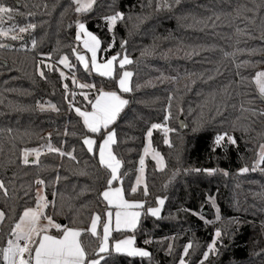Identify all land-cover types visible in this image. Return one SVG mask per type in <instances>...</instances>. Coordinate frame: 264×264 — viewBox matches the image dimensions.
Segmentation results:
<instances>
[{"label": "trees", "instance_id": "1", "mask_svg": "<svg viewBox=\"0 0 264 264\" xmlns=\"http://www.w3.org/2000/svg\"><path fill=\"white\" fill-rule=\"evenodd\" d=\"M5 4L18 11L6 25L36 27L19 33L22 39L0 38L7 45L0 48V180L8 188L7 195L0 192V210L6 213L0 247L6 246L23 211L35 207L38 188L55 201L46 213L57 222L65 219L69 227L87 229L92 214L105 213L99 193L107 170L83 145L85 135L95 134L70 107L73 98H66L64 84L75 93V107L86 110L99 90H118V84L77 61L72 49L78 46L81 20L101 40V56L121 53L133 61L125 66L133 73L132 91L125 93L129 103L110 126L116 132L113 152L123 161L126 198L146 201L145 208L157 206L158 197L165 199L159 218L142 210L134 232L114 235L133 234L151 256L111 252L101 264H179L182 257L187 264H200L217 229L222 233L217 251L204 264H264V171L252 170L264 145V103L251 80L264 68V0H96L85 14H77L71 0ZM115 12L124 18L110 32L103 18ZM113 38L114 46L104 51ZM65 55L74 65L69 74L95 85L88 100L72 77L60 76L66 68L58 61ZM49 64L57 70L50 71ZM121 71L117 65L116 73ZM49 102L59 111L41 108ZM169 111L166 123L174 131L165 136L162 129H153L151 137L166 166L160 170L148 158V195L144 186L132 194L146 133ZM223 133L236 143L226 139L216 146ZM48 143L65 152L75 149L76 160L46 151ZM25 148L39 149V162L24 164ZM244 167L249 171L242 173ZM37 179L45 185H37ZM81 239L89 252L97 248L98 240L87 232ZM189 243L193 247L184 256Z\"/></svg>", "mask_w": 264, "mask_h": 264}, {"label": "snow or ice", "instance_id": "2", "mask_svg": "<svg viewBox=\"0 0 264 264\" xmlns=\"http://www.w3.org/2000/svg\"><path fill=\"white\" fill-rule=\"evenodd\" d=\"M74 5V11L77 14H85L91 12L93 6L96 4V0H71ZM166 2V0H165ZM179 3V0H176ZM18 14V11L11 6L5 4V0H0V38H10L12 40L22 39L19 33H25L29 29H35V24H27L23 27H19L16 24H11L5 27L6 21H12L14 15ZM124 18V14L121 12H115L111 15L105 16L103 19L109 25V31L111 32L113 27L119 20ZM78 32L76 40L82 44L86 53H90L88 56L85 52H81L79 45L72 49L77 61H79L86 71L94 69L99 75L107 78L117 80L118 91H103L100 90L95 95L94 100H88L89 93L81 92L84 99L88 100L91 105V110H82L80 107H75L74 97L75 93H70L68 84H64V89L67 95L72 96V100L69 101L70 107L74 108L75 113L82 118L83 125L87 129L88 133L95 134L101 140L97 144V139L92 135H85L82 143L86 146L87 151L95 156H98L99 165L107 170V177L105 181V187L99 193L100 198L106 203V210L103 216L100 213H94L90 217L89 227L82 229L78 227H69L67 225H61L56 223L51 215L46 213V209L49 205L55 204V201H49L47 196L43 194L42 188H38L36 191V204L35 207L26 208L22 215L16 220L13 227L9 232L11 238L7 239L6 246L0 247V260L3 264H101V261L105 259L106 254H110L112 251L117 253L126 254L129 257H150L151 253L145 249L135 247V236H127L124 239L111 241L113 231H130L134 232L140 221L142 210L153 217H160L162 206L165 204L164 198H157L156 207L145 208L146 201L144 200H130L126 198L125 189L123 187V179L120 173V169L123 167V161L117 157L113 152L112 146L117 143L116 132L111 129L110 126L115 123L117 117L123 108L129 103L124 99L122 93L131 92L130 80L133 76L131 71H122L116 73L117 65L123 70L125 65L133 63L127 54L118 53L111 58L98 61V53L101 51V40L88 30L84 22H77ZM35 41H33V47H35ZM126 43V42H124ZM114 46L113 43L108 45L107 49L110 50ZM7 47V45L0 43V48ZM123 47V45H122ZM50 59V57H49ZM58 63L65 68H72L74 65L69 61L67 55L63 56ZM41 65L44 64L42 60ZM50 71L57 70L53 65H47ZM38 74L41 78H45L43 69L38 66ZM60 76L67 80L69 77L61 70ZM253 82L259 90L261 96H264V71L257 72L253 77ZM72 83L80 89H92L95 88L94 84L79 83L74 77ZM50 107L53 110L59 111L56 105L49 102ZM43 109V105H41ZM171 104L169 103V109ZM171 117V112L165 117V122ZM153 129H162L165 136L174 129H170L165 124H152L151 128L146 133L148 138V146L144 148V156L150 154L151 149V137ZM51 134H49V140ZM227 139L228 143L235 144V138L228 133H223L217 136L215 144L220 146L222 141ZM165 143L171 146V142L165 139ZM46 151L55 152L59 156H68L72 160H76L74 155L75 149L65 152L59 147H54L51 143L46 144ZM152 158L157 161V164L163 168V157L159 152L154 149L151 150ZM35 156V162H39L40 150L25 148L23 151V163L28 164L29 156ZM139 172L135 180L136 187H131L130 192L136 193L137 188L144 183V167L145 159L141 157L139 160ZM264 145L260 146L258 158L255 161L252 170L260 169L264 171ZM199 171V169H197ZM214 171V170H206ZM249 168L244 167L241 169L242 173L248 172ZM59 177H57V180ZM35 183L39 186H44L45 181L43 179H37ZM117 185V186H114ZM0 192L4 195L8 194V188L5 186L4 181L0 180ZM143 193L145 197L148 195L147 184L144 183ZM55 195V194H54ZM217 211H219L217 209ZM6 218V213L0 210V224H3ZM203 219V217H201ZM219 219V215H217ZM46 221V223H42ZM51 229H56L59 235L49 234ZM87 232L93 238L98 240L97 248L89 252L85 247L81 237ZM216 240L208 246V250L203 254V260L200 264H204L209 257L210 253H215L216 243L222 236L219 229L215 232ZM111 241V242H110ZM151 241H145L150 243ZM193 245L191 243L184 247L183 255L187 256L189 249ZM171 251V246L169 247ZM179 264H186L185 259L182 257Z\"/></svg>", "mask_w": 264, "mask_h": 264}, {"label": "rangeland", "instance_id": "3", "mask_svg": "<svg viewBox=\"0 0 264 264\" xmlns=\"http://www.w3.org/2000/svg\"><path fill=\"white\" fill-rule=\"evenodd\" d=\"M79 22H82L81 20H78ZM77 21V22H78ZM5 27H7L8 25H6V22H5V25H4ZM115 27V26H114ZM114 27H113V29H114ZM112 29V30H113ZM77 32H78V27H77ZM5 39H7V38H5ZM78 42V45H79V49L78 50H80L81 52H85L86 53V51H82L83 50V47H81L80 46V42L79 41H77ZM82 48V49H81ZM88 56H90V53H86ZM101 57V59H104V57L103 56H100ZM63 66V65H62ZM126 66V65H125ZM65 68V67H64ZM93 71H94V69H92ZM68 77H74L79 83H85V84H92L91 82H86V81H84V80H82L81 78H78V77H76V76H71V74H69L70 73V68H66L65 70L63 69L62 70ZM66 71H68V72H66ZM122 71H128V69H126V68H124ZM121 71V72H122ZM260 71H264V68H261L258 72H260ZM255 76V75H254ZM253 76V77H254ZM253 77L251 78V80H252V82H253ZM253 84H254V86H255V88H256V90H257V92H259V90H258V88L256 87V85H255V83L253 82ZM74 85V84H73ZM74 87L76 88V89H80L79 87H77L76 85H74ZM91 89H81V91L82 92H88V93H90L91 91H90ZM94 92L96 91V90H93ZM122 96H123V98L124 99H126L127 100V98H126V95H125V93H122ZM51 104H53V103H51ZM41 105H43V108H51L50 107V105H49V103H47V104H41ZM40 105V106H41ZM82 110H86V109H82ZM89 110H91V109H89ZM166 122L164 121V122H162L161 124H165ZM166 126L168 127V125H167V123H166ZM169 128V127H168ZM93 136V138H95V139H97V136L96 135H92ZM101 142V140L98 142V140H97V144H99ZM146 146H148V138L146 137V143H145V147ZM144 147V148H145ZM152 149H154L156 152H159L160 153V155L163 157V168L162 169H164L165 168V166H166V161H165V158H164V156H163V154L160 152V151H158L157 149H155L154 148V146H153V144H152V139H151V149H150V154L148 155V156H144V149H143V153H142V156L141 157H143L144 159H145V167H144V177H143V180H144V183H146V163H147V159L148 158H151V159H153L152 158V154H151V150ZM30 157H35L34 155H30L29 156V158ZM141 159V158H140ZM154 160V159H153ZM155 161V163H156V166H157V168L158 169H160L161 170V166L160 165H158L157 164V161L156 160H154ZM139 168H140V165H139V167H138V173H137V177L138 176H140V172H139ZM136 177V178H137ZM144 183H142L140 186H144ZM134 187H136V184L134 183ZM1 225V224H0ZM217 238H216V236H215V238H214V240H216ZM217 241H220V239L219 240H217ZM138 248H140V247H138ZM142 249H145V248H142ZM216 249H217V245H216ZM145 250H147V249H145ZM212 253H210L209 254V256L211 255ZM184 258V257H183ZM186 261V260H185ZM186 264H187V262H186Z\"/></svg>", "mask_w": 264, "mask_h": 264}, {"label": "crops", "instance_id": "4", "mask_svg": "<svg viewBox=\"0 0 264 264\" xmlns=\"http://www.w3.org/2000/svg\"><path fill=\"white\" fill-rule=\"evenodd\" d=\"M80 46L82 47V44H80ZM82 49V48H81ZM82 51H86V50H82ZM101 54L100 53H98V61L99 62H103L104 60H107L108 58H111L113 55H109L108 57H106V58H104V59H101ZM95 71V70H94ZM128 71H130V70H128ZM96 72V71H95ZM130 86H131V80H130ZM103 91H118V90H109V89H102ZM100 91V90H99ZM99 91L96 93V95L99 93ZM90 111V110H89ZM112 148H113V146H112ZM30 158H33V161L35 160V157H30ZM29 158V159H30ZM114 186H117V185H114ZM43 192V191H42ZM43 194H44V192H43ZM137 201H140V200H137ZM158 206V205H157ZM156 207V206H155ZM162 208H163V206H162ZM105 210H106V208H105ZM162 212V211H161ZM161 215V214H160ZM142 216V215H141ZM141 218V217H140ZM55 221V220H54ZM56 223H59V224H61L60 222H57V221H55ZM42 223H46V221H42ZM139 224V223H138ZM62 225V224H61ZM138 226V225H137ZM121 232H126V231H119V232H117V231H113L112 232V236H111V241H115V240H119V239H124L125 237H127V236H134L133 234H125L124 236H120L119 238H114V235H115V233H121ZM49 234H52V235H59V233L57 232V230L56 229H51V231H50V233ZM11 238V237H10ZM110 241V242H111ZM135 247H137L138 248V246H137V244H136V238H135ZM148 251V250H147ZM112 252H115V251H112Z\"/></svg>", "mask_w": 264, "mask_h": 264}, {"label": "water", "instance_id": "5", "mask_svg": "<svg viewBox=\"0 0 264 264\" xmlns=\"http://www.w3.org/2000/svg\"><path fill=\"white\" fill-rule=\"evenodd\" d=\"M260 97H261V99H262V101H263V103H264V96H261V95H260ZM180 124H181V128H182V129H186V128L188 127V125H187V123H186L184 117H181V119H180ZM29 161L32 162V161H33V158H30ZM206 211H207V206H205V208H204V212H206ZM60 223H61L62 225H66L67 221H66L65 219H63V220L60 221Z\"/></svg>", "mask_w": 264, "mask_h": 264}]
</instances>
